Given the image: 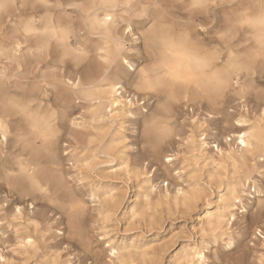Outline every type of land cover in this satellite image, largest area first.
Masks as SVG:
<instances>
[{
  "label": "clouds",
  "instance_id": "obj_1",
  "mask_svg": "<svg viewBox=\"0 0 264 264\" xmlns=\"http://www.w3.org/2000/svg\"><path fill=\"white\" fill-rule=\"evenodd\" d=\"M0 264H264V0H0Z\"/></svg>",
  "mask_w": 264,
  "mask_h": 264
}]
</instances>
